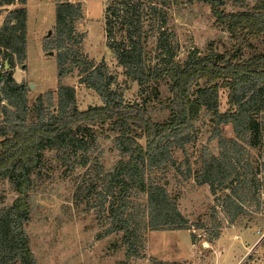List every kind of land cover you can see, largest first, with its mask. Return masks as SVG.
<instances>
[{"label": "rangeland", "instance_id": "rangeland-1", "mask_svg": "<svg viewBox=\"0 0 264 264\" xmlns=\"http://www.w3.org/2000/svg\"><path fill=\"white\" fill-rule=\"evenodd\" d=\"M78 1L81 2L82 17L75 22V29L83 36L80 54L104 71L110 79V87L120 93L125 102L148 109L155 121L166 120L169 111L165 103L171 96L169 81L162 79L138 84L124 73L106 46L103 12L111 0ZM142 1L155 7L154 12L145 11L143 14L144 69L150 63L157 65L152 69L166 65L169 48L165 42L168 38L176 52L175 59L181 62L194 48L202 55L220 51L229 56L235 54L236 59L241 54L247 57L264 50V37L255 38L252 44L249 43L251 46L247 42V45L233 46L235 42L228 39V32L216 22L213 8L207 2ZM243 1L252 5L254 0ZM215 2L219 11L240 8L239 2L234 0ZM55 4V0H25L24 3L26 58L22 66L15 65L12 76L15 81L29 85L25 93V119L28 123L37 117L39 97L43 98L44 107L55 109L60 85L74 88L79 110L102 104L99 95L80 82L82 73L79 67L68 69L72 61L70 49L59 50L55 46ZM8 9L2 11L7 12ZM158 30L164 39V42L160 39V46L155 44ZM116 37L121 38L122 34L117 33ZM71 47L75 49L76 45ZM60 53L67 57L63 66L57 64ZM4 65L0 55V71ZM63 67L68 69L66 73L61 72ZM4 105L13 107L6 100L0 101V128L6 129L8 122L2 112ZM226 108V92L220 90V110ZM210 119V112L204 110L193 120V128L184 136L189 139L184 150L174 153L178 170L167 167L163 158L157 162H146L147 186L158 185L159 188L150 187L153 190L148 191L147 187L145 194L129 198L132 213L136 212L139 204L146 210V228L138 230L143 253L140 258L125 257L122 231L116 230L97 238L109 221L107 200L110 198L102 201L105 174L117 160L125 158L115 148L117 133L110 122L90 126L89 130L75 131L87 141V150L74 152L65 147L45 148L39 165L30 171V215L23 225L36 264H117L121 261L125 264H264V178L261 170L264 152L260 114H236L231 123L223 126V137L213 130ZM2 138L0 136V140ZM139 142L144 145V138ZM211 153L214 154L211 170L204 169L202 174L196 175L195 171L200 172L202 161L205 165ZM213 171L219 178L216 195L222 198L232 190L237 192V203L231 207L232 214L237 211L233 224L228 223L224 208L216 207L215 194L212 195L209 185L202 182V177L208 173L212 175ZM165 189L168 190V198H176L180 212L187 219L186 226L180 221L177 225L166 224ZM15 196L10 181L1 178L0 209L11 205ZM152 199L155 204L162 205V210L155 207L154 221L149 211ZM173 200L168 199L172 207L175 204ZM215 210L217 214H214ZM2 264L21 262L15 259Z\"/></svg>", "mask_w": 264, "mask_h": 264}, {"label": "trees", "instance_id": "trees-1", "mask_svg": "<svg viewBox=\"0 0 264 264\" xmlns=\"http://www.w3.org/2000/svg\"><path fill=\"white\" fill-rule=\"evenodd\" d=\"M14 1L0 0V6ZM201 1L211 4L214 15L228 21L233 30L238 32L244 27L251 36L264 37V0H257L250 8L228 14L217 9L215 0ZM17 2L24 4L25 0ZM55 2V46L59 50L70 49L72 61L68 69L79 67L82 73L80 82L92 88L102 104L79 110L74 88L60 85L55 109L44 107L43 98L39 97L37 117L28 123L25 119V93L29 85L15 81L12 76L15 65L22 66L26 58V8L20 6L8 11L0 27V55L9 65L8 69L4 65L0 71V101L6 100L13 108L2 106L8 127L0 128V136H3L0 140V179L10 181L16 196L11 205L0 209V264L15 259H19L21 264H36L23 225L30 215V171L39 165L43 150L61 147L74 152L87 150V141L75 131L89 130L90 126L106 122H110L116 131L114 145L125 158L117 160L105 174L102 201L110 198L107 200L109 221L97 238L116 230L122 231L125 257L140 258L143 253L138 230L146 228V210L139 204L136 212L132 213L129 198L147 192L146 162L166 151L170 139L186 135L202 111L210 112L212 128L221 137L224 136L223 126L231 123L236 114L259 113L264 152V50L247 57L241 54L236 59L235 54L229 56L220 51L202 55L194 48L181 62L175 59L176 52L168 38L165 42L169 48L166 65L152 69L157 66L153 64L144 69L143 14L145 11L154 12L155 7L145 5L142 0H111L103 12L106 46L124 73L140 85L162 79L169 81L171 96L165 103L169 117L155 121L148 109L125 102L123 96L110 87V79L104 71L80 54L83 36L75 29V22L82 17L81 2ZM155 15L158 16V12ZM117 33L122 37L117 38ZM161 37L158 30L156 46H160V39L164 40ZM237 44L241 45L235 42L233 46ZM73 45H76L75 49H72ZM66 60V55L60 53L57 64L63 66ZM67 70L63 67L61 72L66 73ZM220 90L226 92L227 108L224 111L220 110ZM142 138L144 145L139 142ZM222 168L224 170L225 165ZM261 168L264 178V161Z\"/></svg>", "mask_w": 264, "mask_h": 264}, {"label": "crops", "instance_id": "crops-1", "mask_svg": "<svg viewBox=\"0 0 264 264\" xmlns=\"http://www.w3.org/2000/svg\"><path fill=\"white\" fill-rule=\"evenodd\" d=\"M234 1L239 2V4H240L239 7L240 8L238 10L228 11V12L222 10V11H224L225 14L230 13V12L234 13V12H237L239 10H245L247 8H250L255 3V0L253 1L252 5L245 4L243 0H234ZM18 5H20V4L17 2V0H15L13 3H11L9 5H1L0 6V27H1L2 23H3L4 17L8 13V11L12 10L13 8L18 7ZM22 6H24V4H22ZM7 7L9 8L7 10V12L6 11H2L4 9H6ZM215 20H216V22L218 24L223 25L224 30H226V32H228V34H229V38L228 39H231L232 43L240 42L241 45H243V44L247 45L249 43L252 44L251 41H254L255 38L258 39L257 37L251 36L249 34V32L247 31V29H245L244 27L242 29H239L238 32H237L235 29L233 30L232 28H230L228 26V24H227L228 21L220 20L217 17H215ZM241 38H243V39H241ZM245 42H247V44H245ZM250 44H249V46H251ZM149 66H152L151 63L149 64ZM184 136L182 138H172V140H173L172 142L173 143H171V144L169 143L168 144L167 150L164 151L163 153L159 154L158 156H156L154 159H152L150 161L157 162V161L161 160L160 158H163V160H165V163L168 164L167 167H171V169L178 170L179 166H178V163L175 162L174 153L177 150L178 151H183L184 150L185 144L188 142L187 140H189L188 138H186ZM217 140L219 141V139H217ZM210 155L211 156L208 155L209 160H206L205 165H204V161H202V163H201L202 166H201V169H200L201 173L199 172V170H196L195 171L196 175L202 174L204 169H205V171H208V172H209V170H211L210 166H212L211 163L214 162V154L211 153ZM196 175H195V177H196ZM202 182H205V183H207L209 185V187H210L209 189H210V192L212 193V195L215 194L214 195V201H215V204H217L216 207H218V205H219L220 208H222V207L224 208L223 212H226V216L229 218L228 219L229 220L228 223H232V224L235 223L236 218H237V211L236 210H234V212L232 211L233 212V214H232L231 213V207H232V205L235 206V203H237V192H236V190L235 191H233V190L230 191V193L228 195L223 194L222 198H221V196L216 195L217 194V192H216L217 189L216 188H218L216 186H217V184L219 182V178L214 174V171H213L212 175L210 173H208V175H206L205 178L202 177ZM157 184L158 183H156V185ZM150 187H152L153 189H158L159 188L158 185L157 186L148 185V191L149 190H153ZM165 192H166V195H167L168 190L165 189ZM215 196H217V197H215ZM168 199H172L173 200V198H171V197L168 198V195H167L166 201L164 202V206H165L164 210L166 212V215L164 216V218L166 220L165 222H167L166 224H168V225H170V224L171 225H175L176 224L177 225L178 221H180L181 225L186 226L188 224L187 219L186 218L184 219V215L180 212V210L178 208V205L176 203V198H174L175 201L173 200L174 203H175V204H173V207L170 206L169 203L171 201H168ZM151 202L152 201H150V204H151ZM155 207L160 209V207H161L160 203L159 204L158 203L155 204V203L152 202V204H151V206L149 208L150 217L151 216L153 217V221H154L155 215H156ZM216 207L213 206L212 208L216 209ZM160 210H162V209H160ZM170 211H171V213H170ZM214 214H217V210H215Z\"/></svg>", "mask_w": 264, "mask_h": 264}, {"label": "water", "instance_id": "water-1", "mask_svg": "<svg viewBox=\"0 0 264 264\" xmlns=\"http://www.w3.org/2000/svg\"><path fill=\"white\" fill-rule=\"evenodd\" d=\"M49 53H52L51 51ZM9 68V65L7 63V61H5V69H8Z\"/></svg>", "mask_w": 264, "mask_h": 264}]
</instances>
